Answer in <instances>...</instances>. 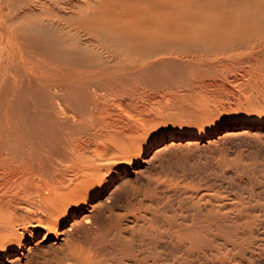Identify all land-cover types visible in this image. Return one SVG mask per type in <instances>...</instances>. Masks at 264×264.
<instances>
[{"label": "bare ground", "instance_id": "6f19581e", "mask_svg": "<svg viewBox=\"0 0 264 264\" xmlns=\"http://www.w3.org/2000/svg\"><path fill=\"white\" fill-rule=\"evenodd\" d=\"M234 134L264 138V0H0V264H107L126 183Z\"/></svg>", "mask_w": 264, "mask_h": 264}, {"label": "rangeland", "instance_id": "374dc122", "mask_svg": "<svg viewBox=\"0 0 264 264\" xmlns=\"http://www.w3.org/2000/svg\"><path fill=\"white\" fill-rule=\"evenodd\" d=\"M250 122L257 119L233 113L193 132L202 137L225 123ZM163 127V134L170 132L169 125ZM260 137L245 139L234 134L197 152L158 154L149 174L152 181L135 177L126 183L125 195L115 199L106 222L110 236H102L110 240L99 234L95 237V244H103L101 239L110 245L107 264H151L152 258H146L149 254L160 257L157 264H173L174 256V264L264 262V138ZM140 216L146 224L143 229L134 223ZM183 220L189 223L186 228Z\"/></svg>", "mask_w": 264, "mask_h": 264}]
</instances>
